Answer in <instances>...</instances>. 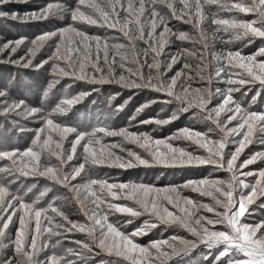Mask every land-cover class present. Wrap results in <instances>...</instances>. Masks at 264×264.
<instances>
[{
	"label": "snow or ice",
	"instance_id": "snow-or-ice-1",
	"mask_svg": "<svg viewBox=\"0 0 264 264\" xmlns=\"http://www.w3.org/2000/svg\"><path fill=\"white\" fill-rule=\"evenodd\" d=\"M6 3L8 0H0V4ZM161 4L167 11L158 7ZM208 4H214L217 10L210 18L213 34H230L227 41L218 37L224 47L220 52L211 53L215 62L211 71H207L208 63H193V58L203 62L208 49L207 34L202 28ZM146 8L148 16H145ZM219 12L229 15L221 16ZM241 13H251L254 18L243 19ZM54 15L63 16L64 26H56L30 40L20 36L0 43V53L5 54L6 63L49 73L43 90L45 96L64 78L89 85L147 89L162 94L163 103L175 106L170 115L150 117L140 120L139 124L167 125L181 113L196 109L210 125L204 131L178 128L171 135L159 138L99 121L90 130L77 131L54 122L51 117L53 113L68 111L90 92L64 96L48 112L14 97L17 78L9 74L0 82V112L6 117L13 113L32 117L40 120L41 125L33 129L34 136L28 147L0 148V160L5 162L0 165V264H179L180 259L173 260V257L197 247L208 250L203 255L207 264H264V217L248 222L255 212L251 205L259 200V207L264 209V166L247 170V166L258 159L264 163V152L252 153L240 160L248 145L264 144V111L243 106L233 95L237 92L247 95L245 86L256 82L264 89V39L262 46L249 54L229 46L233 39L249 37L248 43H252V38H264V0H203V3L201 0H178V3L151 0L150 4L145 0L138 3L134 0H68L67 6L47 3L21 16L11 13L13 19L32 21L48 20ZM171 19L191 24L198 35L174 32L169 25ZM81 22L105 31L89 34L78 26ZM170 36L181 42L195 40L202 48L198 52L180 44L175 53L161 60L166 44L171 42ZM121 39L126 43L118 42ZM26 40L29 42L25 43ZM49 40L53 43L47 54L37 60V53ZM138 41L143 42V47L138 46ZM22 46L24 55L14 56ZM178 63L180 67L173 70V65ZM197 79L205 83L193 86ZM118 94L108 98L110 107ZM257 96L264 102L260 91H256L252 101ZM156 102L148 100L136 112ZM127 103L125 100L115 105L109 117ZM133 119L134 116L130 117V122ZM13 127L24 131L18 122ZM11 130L5 128L0 135L6 137ZM69 133L75 136L69 142L70 147L64 148L63 141ZM53 134L59 137L55 142ZM104 137H120L147 155L125 148L121 141L103 143ZM180 139L196 147L189 151L172 143ZM116 149L126 152V156L118 155ZM42 153L47 154L46 161L41 160ZM52 157L56 162L51 161ZM74 157L77 162L66 170L64 165ZM101 164L125 170L159 166L185 171L210 165L212 171H222L226 176L213 177L210 172L199 178L186 177L181 183L160 184L144 179L110 181L96 174L95 166ZM21 177H43L63 192L41 204L50 189L26 198V192L13 188ZM184 190L208 197L211 203L183 195ZM127 201L134 206H128ZM68 204L83 216V222L69 218L65 211ZM201 209L212 215L200 214ZM114 212L128 214L131 218L144 217V220L129 231L109 222L108 216ZM126 223L131 224L132 220ZM158 225L178 226L191 238L172 235L138 241V237L147 235ZM74 233H82L84 238H76ZM65 240L69 242L67 245L63 243ZM45 249H51V254L45 253L41 259L40 253Z\"/></svg>",
	"mask_w": 264,
	"mask_h": 264
},
{
	"label": "rangeland",
	"instance_id": "rangeland-1",
	"mask_svg": "<svg viewBox=\"0 0 264 264\" xmlns=\"http://www.w3.org/2000/svg\"><path fill=\"white\" fill-rule=\"evenodd\" d=\"M134 2H139V0H134ZM151 0H145L146 4H150ZM174 3L178 0H173ZM203 3V0H201ZM47 3L53 4H62L67 6L68 0H8L6 4H0V43L9 40L16 39L20 36L28 37L29 40L35 35H38L44 31L54 30L56 26H64V19L61 15L50 16L48 20L44 21H32V20H20L13 19L11 13H16L18 16L24 15L25 13H31L37 11L40 7L44 6ZM159 8H164L163 5H158ZM205 10L207 18L202 22V28L207 34L208 49L204 53L205 60L203 62L193 58V63H208L207 71H211L215 62L212 61L211 53L213 51L220 52L224 45L221 42L222 37L224 41L229 39V33H220L213 34L211 29L214 27L210 24L211 14L216 12V6L214 4L205 5ZM164 11H167V9ZM149 15L148 8L145 10V16ZM218 15L225 16L229 15L225 12H219ZM243 19H253V14H239ZM142 20L145 17L141 18ZM69 22H71L69 20ZM169 25L173 28L174 32H185L191 36H196L194 30L191 27V24H186L182 20H169ZM84 30L88 31L89 34H100L104 32V29H100L97 26L85 25L82 22L78 25ZM111 31V30H109ZM159 31V29H157ZM122 36V34H121ZM54 39V38H53ZM170 43L166 44L164 52L161 55V60L164 59L166 55H170L176 52L177 45L182 44L184 47L192 49L195 48L198 52L202 48V45L195 40H186L178 41L174 36H170ZM262 39L264 38H252V43H248L249 37H242L239 40L233 39L230 43V47L233 50L239 49L244 54H249L256 51L259 47L262 46ZM29 40H26L25 43H28ZM118 42L126 43L125 40L121 39ZM53 41L49 40L45 43L44 47L41 49V52L37 53V60L42 54L46 55L47 50ZM139 47H143V42H137ZM25 49L23 46L18 50L14 56L24 55ZM180 67V64L173 65V70ZM145 72L147 69L144 70ZM15 76L17 78V84L13 90V96H18L19 98L25 99L26 103L30 104L31 107H42L44 110L51 112L55 108L56 104L59 103L60 99L64 96L76 95L80 92H90L89 95L85 96L79 103L73 105L66 112H56L53 113L52 119L56 123H62L68 126L75 128L77 131L90 130L93 124L107 123L111 127H128L129 131H143L151 134L153 137H164L169 136L175 132L178 128L189 127L194 130L204 131L209 127L210 121L203 119L198 110L190 109L186 113H181L180 116L172 120L169 124L163 126H157L154 123L150 124H139L140 120H147L150 117L163 118L171 114V110L175 105L163 103L165 97L160 93L151 92L150 90H136V89H121L118 85L114 84H104V85H89L86 82L82 81H71L67 78L61 79L58 84L52 87L47 96L44 95L43 90L47 86L49 73L43 71H37L33 68H18L17 66L10 65L5 62V54L0 53V82L4 81L6 78ZM169 75L171 72L168 73ZM205 83L201 82L198 79L193 81V86H199L200 84ZM217 86L215 78H213V87ZM219 86H223L222 84ZM95 88V91H90V89ZM245 88L248 89L247 95L241 96L239 92L234 93L233 95L240 100L241 104L245 107L250 106L251 110H261L264 111V102L261 101V97L257 96L255 101H252V96L256 94V91H260L264 94V89L260 88L259 82H256L253 85H246ZM116 92H119L118 95H115L114 99L111 101V107L108 104V98L113 96ZM134 93V94H133ZM131 95V99L128 97ZM125 100H128V103L124 106L122 110L116 112L115 115L109 117V113L114 109V106L117 104H123ZM148 100H156V103L148 105L139 113L136 112V109L139 108L142 104H145ZM164 109L162 112L161 109ZM196 113L193 115V113ZM135 117L131 120L130 117ZM18 122L20 126L23 127L24 131H16L13 127L14 123ZM41 121L34 119L32 117L9 114L7 117L4 113L0 112V132H3L5 128H12L8 132L7 136L0 135V148L2 147H18L24 149L31 144V139L34 136L33 129L40 127ZM258 135V134H257ZM75 133H69L64 141V148H69V142L74 139ZM59 139L55 134H53V140ZM115 141H121L125 148H130L133 151L140 153L142 156H146L142 149L138 146L130 144L128 142L122 141L120 137H104L103 143H112ZM172 143L175 146L186 147L189 151L193 150L196 146L191 144V142L184 139L173 140ZM81 151L78 147V152ZM118 155L126 156L125 153H121L119 149L114 150ZM202 152V150H198ZM264 152V144L259 142H253L248 145L244 152L241 154L240 160L246 158V156L256 153ZM41 160H47V154L42 153ZM52 162H56V158H51ZM76 158L74 157L73 161L68 162L64 165L65 169H69V165L76 163ZM5 163L0 160V165ZM239 163V161H238ZM264 166L259 159L247 166V170H253L258 167ZM96 174L100 178H107L110 181H122V180H135V179H144L152 180L157 184L161 182H175L181 183L184 178H199L200 176H208L211 172L213 177H225L226 173L222 171H212V166L203 165L197 166L191 171H185L181 169H162L159 166L157 167H145L137 166L133 169H117L115 167H109L107 164L96 165ZM159 177V179H157ZM80 178L78 177L77 180ZM248 179H251L249 177ZM51 182L47 181L43 177H21V180H18L16 184L13 185V188L19 190L20 192H26L27 197H35L39 193L44 192L45 189H50L46 192L43 199L40 201L41 204H45L47 201L51 200L54 196H59L62 194L63 190L57 187H54L50 184ZM75 183V181H74ZM183 195L189 196L194 200H198L203 203H211L210 198L200 197L198 193H193L190 190H184ZM128 206H134L131 201L125 202ZM260 201L258 200L254 205H251L250 208H254L255 212L253 217L249 218L248 222H254L255 219L264 217V209L259 207ZM65 211L68 213L70 219H78L83 222L84 218L81 214L77 213L74 207L71 204L66 205ZM200 214L211 216L212 213H208L203 209L200 210ZM128 219L132 220L131 224L126 223ZM109 222H112L114 225L122 226L123 228L131 231L133 226L139 227L144 220V217L131 218L128 214L123 213H112L108 216ZM217 228L221 227L219 225ZM76 238H84L82 233L72 234ZM172 235H182L185 238H191L190 234L185 232L182 228L175 225H158L156 229H152L145 236L138 237V241L146 242L149 238H166ZM68 241H63L67 245ZM7 250V249H5ZM208 250H201L200 247L190 250L187 254L180 253L179 257H173V260L180 259L179 264H207L203 261V255L207 253ZM48 254L47 249L44 252L40 253V256ZM41 258V257H40ZM212 257H209L211 259ZM98 259V258H97ZM106 260L112 258H105Z\"/></svg>",
	"mask_w": 264,
	"mask_h": 264
},
{
	"label": "trees",
	"instance_id": "trees-1",
	"mask_svg": "<svg viewBox=\"0 0 264 264\" xmlns=\"http://www.w3.org/2000/svg\"><path fill=\"white\" fill-rule=\"evenodd\" d=\"M177 1V0H176ZM176 3H178V2H176ZM164 7V6H163ZM165 10H166V8H165ZM138 42H140V41H138ZM163 183H168V182H163ZM68 243V242H67ZM5 252L7 251V250H4ZM47 251H48V254H51V249H47ZM0 254H2V253H0ZM41 257V259L44 257V255H42V256H40Z\"/></svg>",
	"mask_w": 264,
	"mask_h": 264
}]
</instances>
